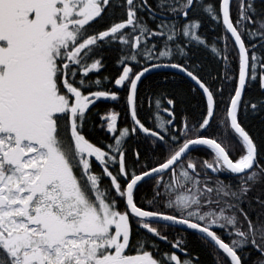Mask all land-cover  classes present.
Instances as JSON below:
<instances>
[{
    "label": "snow or ice",
    "instance_id": "1",
    "mask_svg": "<svg viewBox=\"0 0 264 264\" xmlns=\"http://www.w3.org/2000/svg\"><path fill=\"white\" fill-rule=\"evenodd\" d=\"M253 84L264 0H0V264H264Z\"/></svg>",
    "mask_w": 264,
    "mask_h": 264
},
{
    "label": "trees",
    "instance_id": "2",
    "mask_svg": "<svg viewBox=\"0 0 264 264\" xmlns=\"http://www.w3.org/2000/svg\"><path fill=\"white\" fill-rule=\"evenodd\" d=\"M212 3H215V0H211ZM201 31L206 32V35L209 40L211 38L218 34L220 32L219 28L216 29H210L208 26V23H205ZM195 51V59L202 61L206 66L207 69L210 71H217V67L214 64V62L211 60V56L209 53L205 52L203 49H196ZM110 55H115V53H111ZM114 70V62L109 60L108 65H106L105 72H110ZM177 81L179 83V87L183 90L184 96L186 98L187 103L185 105H182V107H186L189 110L196 109L198 105L199 98L192 93L190 84L187 81H181L179 77H177ZM264 93H261L258 86L256 84H253L251 89L247 91V98L248 99H258L260 98ZM97 107H100L98 105ZM250 127H252L253 131L258 130L261 125V118L259 116H249V119L246 121ZM93 142H96L97 139H103V134L100 133H93ZM171 239V235H170ZM161 248L166 249L168 246L164 242H160ZM194 254H198L200 256V259L204 261V264H211V257L209 256L206 249L199 246L198 243H193L191 245Z\"/></svg>",
    "mask_w": 264,
    "mask_h": 264
},
{
    "label": "water",
    "instance_id": "3",
    "mask_svg": "<svg viewBox=\"0 0 264 264\" xmlns=\"http://www.w3.org/2000/svg\"><path fill=\"white\" fill-rule=\"evenodd\" d=\"M171 71V70H170Z\"/></svg>",
    "mask_w": 264,
    "mask_h": 264
}]
</instances>
